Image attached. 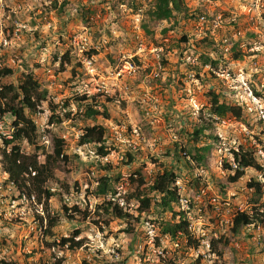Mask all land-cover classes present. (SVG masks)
<instances>
[{"label": "rangeland", "instance_id": "obj_1", "mask_svg": "<svg viewBox=\"0 0 264 264\" xmlns=\"http://www.w3.org/2000/svg\"><path fill=\"white\" fill-rule=\"evenodd\" d=\"M153 7L154 0H0V69L13 70L2 83L17 85L33 74L58 106L53 112L44 104L33 116L41 136L39 160L53 154L55 139L64 140L68 157L48 184L58 194L49 211L63 212L66 204L81 212L73 213L75 222H60L47 239L31 232L32 213L23 221L1 218L0 236L8 237L21 264H264V223L239 234L231 227L238 212L252 213L254 189L248 185L256 179L264 183V171L248 170L232 184L228 175L233 173L224 163L229 160L235 168L232 150L243 145L259 150L264 166V119L255 113L264 110V0H183V12L161 22L150 16ZM65 56L71 61L63 70ZM208 60L218 61L217 67ZM211 90L234 105L245 100L254 112L244 110L240 119L211 116ZM84 96L105 103L110 118L84 119L76 103ZM3 120L6 131L12 130L13 119ZM93 125L107 130L112 150L105 158L95 145H79L83 130ZM202 126L206 139L194 144L191 135ZM177 142L192 155L200 148L205 156L198 165L184 153L193 165H179L176 184L181 199L190 201L189 209L183 211L180 201L176 210L186 213L201 253L187 240L160 239L145 215L141 223L131 222L137 240L128 247V221L104 213V199L93 196L98 177L106 166L121 173L117 195L107 200L137 216L138 203L125 201L136 188L131 179L142 172L152 184L159 170L176 163ZM206 146L209 151H203ZM24 151L36 152L28 145ZM128 153L135 158L131 165ZM164 218L169 221L171 214ZM78 229L75 240L83 239V248L58 247L61 237L70 238Z\"/></svg>", "mask_w": 264, "mask_h": 264}, {"label": "trees", "instance_id": "obj_2", "mask_svg": "<svg viewBox=\"0 0 264 264\" xmlns=\"http://www.w3.org/2000/svg\"><path fill=\"white\" fill-rule=\"evenodd\" d=\"M183 9H185L183 8V0H154V7L150 11V16L155 22L171 21L176 18L177 14H181ZM184 41H187V39L184 38ZM68 56H65L61 61L62 67H64L65 63L70 64L71 59ZM241 56L236 54L235 57L239 58ZM207 62H210L214 68L218 65V61L215 60H208ZM62 69L64 70L65 67ZM12 75V69L7 67L0 69V118L10 116L13 119L12 124L14 127L12 138L10 140L4 138L0 142V165L4 174L9 176V181L14 183L20 192L35 195L38 203L43 205L45 215L39 218L46 222L44 238L47 239V237L54 236V229L60 222L63 220L75 222L77 218L73 213L81 214V212L78 207L75 206L73 209H70L66 204L63 206V212L58 211L57 213H53L49 211L50 201L58 194L48 184L54 177L55 170L60 167L62 161L66 162L68 157L65 155L64 140L55 139L53 154H46L44 161L39 160L37 152L40 150L38 145L41 136L33 116L41 113V108L44 104H48L53 112H55L58 106L53 104L49 99L48 90L42 88L41 83L33 74H25L17 85L2 83L1 80ZM257 93V96L260 95L259 92ZM209 95L211 97V116L219 118L232 116L240 119L245 114L242 106L239 104L234 105L227 100L223 101L221 94L211 90ZM97 99V97L88 98L84 96L76 102L80 105V108L84 109L82 115L84 119L95 120L100 116L105 119L110 118L106 104L100 103ZM69 105L67 104V106ZM54 120L55 117L52 116L51 122L54 123ZM57 122H62V119L58 118ZM261 122H264V120H261ZM206 129V126L195 128L194 133L191 135L194 144L199 143L203 137L206 139L204 135ZM24 145L34 147L36 150L35 154H27L24 151ZM79 145H95L101 158L110 155L112 150L107 146V130L101 125L86 127L81 135ZM181 145L178 142L176 144V147L180 148L179 152L176 151V163L166 165L164 169L159 170L154 175L152 184L148 185L146 177L142 172H136L139 174L137 180L131 179V182L137 183L136 188L131 195L125 197V201L127 204L133 201L138 203L137 216L128 212V208L121 207L116 202H113L112 199L107 200L108 196L114 198L117 195V184L122 179L121 173H118L111 166H106L105 174L98 177V184L93 192V196L97 199H104V206L100 207V209L104 210V213L113 215V219H125L128 221L129 226L125 231L128 235H132L128 247L137 240L136 230L131 222L141 223L143 215L152 218L147 221V227L153 226L157 228L160 233V239L168 236L173 243L184 239L191 242V244L193 243V245L196 244L195 239L193 241L191 232L189 231L190 223L188 222L186 213L176 210L181 199L179 188L176 186L177 172L180 166L187 169L190 165L189 162L184 160V153L192 156V160L196 161L198 165L204 161L205 156L200 148H195L197 153L192 155L191 151L183 149ZM206 150L209 151L210 146H206L203 149V151ZM258 153L259 150L255 149V147L247 148L243 145H240L237 151L232 150V159L236 167L234 168L230 165L229 160H225L224 162L227 172L233 173L228 175L230 183L235 184L239 182L248 170L264 171V166L260 162V155ZM127 158V165L135 162V158L131 153H128ZM248 186L254 189L252 213L244 211L238 212L234 216L231 225L234 234H239L242 228L246 226L264 223V205H259L260 198L264 194V183L256 179L251 181ZM166 213L171 214L169 221H166L164 218ZM83 214L84 217L87 216L86 213L83 212ZM99 215L102 216L103 212H100ZM105 223L108 224L107 221ZM81 231L79 229L75 230L73 236L70 238L61 237L58 247L65 248L68 246V249L73 251L83 248L85 245L84 240H75L81 234ZM160 239L154 240L158 246H163ZM1 240L3 243L10 242L8 237H4ZM53 245H56L55 241L49 244L51 247ZM198 245L196 244V248L199 247ZM61 262L59 261L58 264H61ZM10 264H21V262L14 260Z\"/></svg>", "mask_w": 264, "mask_h": 264}, {"label": "built area", "instance_id": "obj_3", "mask_svg": "<svg viewBox=\"0 0 264 264\" xmlns=\"http://www.w3.org/2000/svg\"><path fill=\"white\" fill-rule=\"evenodd\" d=\"M156 75L158 76V73H156ZM252 98L257 99L256 96L254 95ZM237 103L240 106H242V108L248 113L254 112L253 106H251V104L247 103L245 100H237ZM255 113H257L260 118L264 119L263 109L255 110ZM3 118H0V142H2L4 138L10 140L12 138V133L14 132V127L12 130L6 131ZM236 150L238 149L236 148ZM189 163L193 165L192 161H190ZM178 181L179 179L177 178L176 184L178 183ZM180 201H181L182 209L183 211H185L190 201L188 202L185 199H180ZM213 203H217V200L214 199ZM29 213H32L34 216L32 221L30 222L32 223L31 228H30L31 232L39 238L44 237V231L46 229V222H44L45 220L43 221V220H40L39 218V217H44L45 215L43 205L38 203L35 195H30L27 192H20L17 189L16 185L9 181L8 175L6 177L4 176L3 179L0 177V219L2 218L5 220H9L10 222L16 219H20L21 221H23L25 219V216L28 215ZM188 222L190 223L189 231L191 232L192 239L194 241L195 239V235L193 234L194 228L191 225V222L189 220ZM2 238L4 237L0 236V264H10L14 262V260H16L10 248L11 242L3 243L1 240ZM201 241L208 247V249L211 248L212 244L210 245V242H207L205 240H201ZM187 242L189 241L187 240ZM195 243L200 244L197 241ZM195 248H196V245H195ZM197 250H198V253H201V251L199 250V247L194 249L195 252ZM163 253L165 252L164 251L161 252L162 257H166V254H163ZM203 255H205V253H203Z\"/></svg>", "mask_w": 264, "mask_h": 264}]
</instances>
